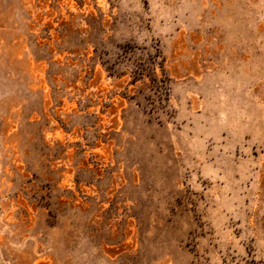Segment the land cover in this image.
Here are the masks:
<instances>
[{
  "label": "rangeland",
  "instance_id": "374dc122",
  "mask_svg": "<svg viewBox=\"0 0 264 264\" xmlns=\"http://www.w3.org/2000/svg\"><path fill=\"white\" fill-rule=\"evenodd\" d=\"M0 264H264V0H0Z\"/></svg>",
  "mask_w": 264,
  "mask_h": 264
}]
</instances>
